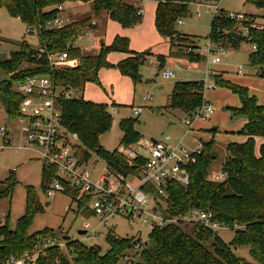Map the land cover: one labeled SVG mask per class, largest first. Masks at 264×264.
Masks as SVG:
<instances>
[{
  "label": "trees",
  "instance_id": "16d2710c",
  "mask_svg": "<svg viewBox=\"0 0 264 264\" xmlns=\"http://www.w3.org/2000/svg\"><path fill=\"white\" fill-rule=\"evenodd\" d=\"M79 1L91 3L92 12L74 18L60 28L46 29L42 26L61 13L58 5ZM196 1L157 0L155 27L158 33L172 41L179 36L192 39L195 35L180 32L176 24L179 19L192 15L191 4ZM246 3L264 10V0H246ZM2 7L10 15L20 18L27 29H36L40 48L44 49V53L40 54L39 49L34 50L27 41H23L8 59L0 60L1 69L10 74L9 79L0 82V109L2 106L7 118L15 122L19 115V104L23 97L15 90L16 81L37 74L49 76L56 84L74 88L81 93L80 98L62 100V123L67 131L79 136V143L75 148L81 161L88 162L92 153H96L106 160L109 168L126 174L135 172L119 148L109 151L99 143L100 135L113 127L114 119L108 111V104L86 100L82 91L88 82L101 84L99 71L105 67H116L134 79L139 78V68L150 53L132 50L129 37L120 34L114 37L110 45H101L100 50L95 53L84 51L75 42L82 32L95 27L92 20L104 12L124 28L139 24L142 14L138 12V5L130 0H0V8ZM255 17L246 14L241 23L249 28V34L241 35V40L237 41L227 33L236 31L239 22L230 19L226 11L221 9L219 14L212 17L210 32L206 38L235 48L239 47L242 40L255 44L256 50L250 53L249 62L259 68L263 67L259 75L264 76V23L255 24ZM262 17L264 18V14ZM176 49L172 50L171 56L191 62L205 58V55L187 53L184 48ZM64 51L68 52L69 57L78 58L79 65L51 66L47 53ZM110 51H120L128 56L118 64H111L107 59ZM157 60L160 69L166 66V55L158 54ZM24 63H28L27 67L23 66ZM213 76L217 85L227 86L239 93L242 105L231 111L235 116L246 118L241 132L247 139L227 144V157L222 169L226 176L220 181L209 178V167L216 159L215 142L203 140L204 146L197 161L187 167L190 173L189 183L183 185L175 180L169 181L166 195L161 196L162 209L169 216L187 214L195 208L210 211L213 220L235 229L232 242H224L215 229L205 227L200 221L188 225L168 224L164 228L157 227L150 231L145 243H142L140 234L131 238L119 237L110 229L107 234L109 248L106 251L99 245H88L61 234L66 240L65 250L58 246L50 247L46 255L38 257L35 264H115L127 255L130 257L129 264H264V105L247 89L223 78V74ZM204 103L202 82L179 81L170 94L166 107L179 108L190 116ZM136 122L137 119L133 117L120 120L122 146H131L142 139V134L136 129ZM257 137L262 138L258 151ZM52 175H56L55 170L44 164L43 189L45 180ZM18 183L15 170H10L9 175L0 181V198L12 196ZM26 189L25 211L18 217L15 225L10 223V214L6 215L5 221L0 219V264H4L11 255H19L31 249L46 237L60 235L54 229L29 232L34 216L43 207L35 188L28 185ZM68 194L75 201L73 198L77 197L78 192ZM78 203L80 207L86 206L84 199ZM138 235L139 240L133 243ZM139 242L141 246L136 247ZM233 246H248L253 260L249 261L235 254ZM131 254L134 257L138 255V259L132 258Z\"/></svg>",
  "mask_w": 264,
  "mask_h": 264
},
{
  "label": "rangeland",
  "instance_id": "374dc122",
  "mask_svg": "<svg viewBox=\"0 0 264 264\" xmlns=\"http://www.w3.org/2000/svg\"><path fill=\"white\" fill-rule=\"evenodd\" d=\"M130 1L139 5L137 0ZM216 1L218 0H210L209 2ZM219 4L226 12L251 14L253 17L256 16L254 18L255 23H264L263 9L246 3V0H219ZM140 6L143 7L144 12L139 24L125 30L116 20L108 17H102L100 20L99 18L106 14L104 12L101 16L94 18L97 23L93 29L87 30L89 35H81L82 37L76 41V44L80 45L84 51L95 53L100 44L99 37H103V32L106 33L105 44L107 45H110L114 37L121 33L120 35L129 37L131 49L141 53H150L145 63L140 66L139 78L137 79L111 66L99 71L101 84L88 82L85 85L82 91L85 98L103 100L107 98L109 91H113L112 98L116 103L123 105L120 112L113 116L112 129L100 135L99 143L109 151L116 148L120 149L123 134L119 123L122 118L127 117L137 119L136 129L142 134L143 140L170 134L173 138L172 143L181 142L183 147L196 149L202 139L204 141L212 139L215 142L216 159L209 167V178L215 181L223 180L221 173L226 160L227 144L231 141L242 142L245 140L246 136L241 132L244 128L245 117L235 116L231 111L232 108L242 105L239 93L227 86L217 85L208 76V71L215 73L213 75L223 73V78L236 86L247 89L256 96L258 102L264 103V76L259 75V67L251 65L249 62L252 43L242 40L238 48L231 45L227 46L226 53L220 55L221 61L214 63L212 58L219 54L202 51L200 48L210 32L211 20L215 13L213 7L192 3V15L188 18H182L183 23L179 25L177 22L176 25L180 32L195 36L192 39L179 36L172 41L156 30V0H147L143 4L140 3ZM64 8L65 10L60 15L66 22L92 12V5L89 2H66ZM197 11L199 14L196 13ZM98 19L100 20L99 23ZM237 26H240L239 23ZM90 40L93 42L90 43ZM168 40L170 48L167 45ZM23 41H27L34 50L40 49L37 34L29 32L27 25L20 18L10 15L5 7L0 8V60L8 59L13 51L19 49V45ZM177 47L184 48L187 53L205 55V58L202 61L191 62L187 59L171 56L170 54L176 51ZM150 48L154 50L152 51ZM157 52L167 56V67L176 72L174 78H162L157 60L160 53ZM124 56L123 52L110 51L107 54V59L111 64H118ZM27 64L24 63L23 66L27 67ZM180 65L182 68L179 67ZM188 65L191 66V69H186ZM239 67H243L244 73H239ZM9 78L10 74L0 67V82ZM179 81L202 82L205 104H211L214 109L206 119L196 117L192 125L193 129L188 131L182 121L183 118L188 117L187 114L179 108L167 110L165 107L170 94ZM139 105H145V109L137 116L132 112V107ZM4 124L11 127L13 131L7 135L0 131V181L9 175L10 170H15L19 183L12 196L0 198V219L2 222L5 221L6 215L10 214V223L12 226L15 225L18 217L25 211L26 187L31 185L38 194L43 210L34 216L33 223L29 228L30 233L54 229L56 233L66 234L70 239H78L88 245H99L103 251L109 248L107 234L110 229L119 237L131 238L140 234L142 243L148 241L150 229L147 226H142L141 223L137 224L120 217L102 222L88 205L80 207V204L76 202L77 198H73L75 200L73 201L69 195L63 192L47 196L43 189L44 163L39 158V153L32 148L23 146L25 141L20 136L18 124L7 118L1 106L0 127ZM260 140V138L256 139L257 151ZM89 166L94 172V177H98L106 171L108 163L104 158L92 153ZM47 202L50 203L47 205ZM79 230H88L98 236L91 240L86 235L80 234ZM218 235L224 242L230 244L235 236V229L229 226H221ZM249 249L248 246H233L235 254L252 261L253 258ZM131 256L134 259L139 257L138 255L134 257V254Z\"/></svg>",
  "mask_w": 264,
  "mask_h": 264
},
{
  "label": "built area",
  "instance_id": "2783aa9c",
  "mask_svg": "<svg viewBox=\"0 0 264 264\" xmlns=\"http://www.w3.org/2000/svg\"><path fill=\"white\" fill-rule=\"evenodd\" d=\"M137 1L143 4L147 0ZM209 1L197 0L194 3L213 7L214 15L219 14L222 9L219 0ZM58 10L63 12L64 4L58 5ZM138 12L139 14L144 12L140 5H138ZM196 13L199 14L198 11ZM226 13L230 19L239 23L246 18V14L242 12ZM66 23L59 13L57 17L48 20L42 26L46 29L60 28ZM96 23L97 20L93 19L92 24ZM182 23L183 20L179 19L178 24ZM28 30L37 32L30 27ZM87 30L90 28L82 32L78 39L88 34ZM236 31L241 35L249 34V28L242 23L237 26ZM92 42L90 40V43ZM226 47L227 45L217 43L210 38H205L200 45L202 51L219 54L212 58L214 63L221 61L220 55L226 53ZM39 50L40 54L44 53L43 48ZM252 50H256L255 44H252ZM47 55L53 67H76L80 63L78 58L69 57L67 51L51 52ZM179 67L182 68V65ZM186 69H191V66L188 65ZM238 71L244 73L243 67H239ZM160 74L164 79H171L175 77L176 72L164 66L160 69ZM213 74L215 73L208 71V76L215 82ZM14 87L23 97L19 104V115L15 121L19 126L20 136L25 141L23 146L36 150L43 163L56 172V175L45 180L44 192L47 196L57 192L67 195L69 192H78L76 202L86 200V205L102 222L120 217L137 224L141 223L150 231L157 227L164 228L168 224L188 225L195 221H200L205 227L215 230H219L222 226L218 221L213 220V214L210 211L195 208L187 214L169 216L162 209L161 196L166 195L169 181L175 180L183 185L189 183L190 173L187 167L197 161L198 154L204 146L203 139L196 149L183 147L181 142L172 143V137L169 134L155 139H141L131 146H122L119 149L121 154L129 160L130 167H133L135 172L130 171L126 174L108 166L104 173L94 177L89 161H81L77 154L75 147L79 143V136L67 131L62 123V100L80 98L81 93L74 88L56 84L49 76L38 74L16 81ZM108 111L114 116L120 112V109L111 103L108 104ZM143 111V106L132 108V112L137 116ZM213 111L211 104L204 103L192 116L185 119L187 131L192 129L196 117L206 119ZM0 131L7 135L8 126L4 124L0 127ZM221 175L225 178L226 172L222 170ZM84 235L91 240L98 236L88 230ZM53 246L65 250L66 240L61 235L46 237L31 249L19 255H11L4 264H35L38 257L42 254L46 255L47 249ZM140 246L141 242L136 245V247ZM129 258V255L124 256L115 264H129Z\"/></svg>",
  "mask_w": 264,
  "mask_h": 264
},
{
  "label": "crops",
  "instance_id": "0c3cea01",
  "mask_svg": "<svg viewBox=\"0 0 264 264\" xmlns=\"http://www.w3.org/2000/svg\"><path fill=\"white\" fill-rule=\"evenodd\" d=\"M140 5V4H139ZM142 7V6H141ZM156 7H157V0H156ZM143 8V7H142ZM155 12H156V8H155ZM264 14V10H263V12H262V15ZM102 17L104 18V17H108V18H110L109 17V14H104V15H102L99 19L101 20L102 19ZM98 19V23L100 22V20ZM123 29H127V28H124V27H122ZM97 30H98V27H97ZM104 34H103V37H99V39H100V44H99V47H98V50H97V52L100 50V46H101V40L102 39H104V42L106 43V33L105 32H103ZM118 34H121V33H118ZM117 34V35H118ZM126 36V35H125ZM168 39H170V38H168ZM167 45H169V48H170V42H169V40H168V42H167ZM151 49V48H150ZM133 50V49H132ZM152 51L154 50L153 48L151 49ZM159 51V50H158ZM171 51V50H170ZM169 51V52H170ZM157 53H160L161 54V52H157ZM125 54V56H124V58L125 57H127L128 56V54L127 53H124ZM249 56H250V54H249ZM123 58V59H124ZM184 59V58H183ZM166 63H167V61H166ZM166 65V64H165ZM167 66V65H166ZM158 67H159V63H158ZM159 71H160V68H159ZM221 74H223V73H221ZM224 77V76H223ZM250 94H252V93H250ZM82 95H83V97H84V93H82ZM110 95V96H109ZM252 95H254V94H252ZM113 97V91H109V93H107V98H104L103 100H97V99H94V98H85L84 97V99H86V100H91V101H94V102H101V103H106V104H111V103H114L115 105H117V107L121 110L122 109V107H123V105H121V104H118V103H116V101L112 98ZM169 99V98H168ZM260 101V100H259ZM261 102V101H260ZM259 102V103H260ZM168 103V102H167ZM260 104H263L264 105V103L263 102H261ZM139 106H143V107H145V105H139ZM134 107H138V106H134ZM166 107V106H165ZM133 108V107H132ZM145 109V108H144ZM171 109H173V108H171ZM167 110H169V108H167ZM174 110H177V109H174ZM181 110V109H180ZM188 116V115H187ZM182 121L184 122V124H185V126L187 127V125H186V123H185V118H183L182 119ZM245 123H246V118H245ZM193 124H194V121H193ZM245 125V124H244ZM9 128V127H8ZM192 129H193V127H192ZM215 129H217V128H215ZM13 131V129L11 128V132ZM10 132V133H11ZM170 135V134H169ZM163 135H161L160 137H162ZM247 137V136H246ZM245 137V140L247 139ZM154 137H152V139H153ZM156 138H159V137H156ZM257 138H260V137H257ZM155 139V138H154ZM173 139V138H172ZM261 140H262V138H260ZM212 140V139H211ZM244 140V141H245ZM261 140H260V143H261ZM206 141H210L209 139L208 140H206ZM231 142H236V141H231ZM243 142V141H242ZM230 143V142H229ZM228 143V144H229ZM260 145V144H259ZM226 157H227V155H226ZM226 159V158H225ZM50 203V202H49Z\"/></svg>",
  "mask_w": 264,
  "mask_h": 264
},
{
  "label": "water",
  "instance_id": "95a60500",
  "mask_svg": "<svg viewBox=\"0 0 264 264\" xmlns=\"http://www.w3.org/2000/svg\"><path fill=\"white\" fill-rule=\"evenodd\" d=\"M227 35L230 36V37H232V38H234V39H236L237 41H240L241 40V33L237 32V31H234V30L229 31L227 33ZM103 44H105L104 39L101 40V45H103ZM262 68L263 67H261L260 69H262ZM10 132H11V127L8 128V133H10ZM48 204H49V202H47V205ZM86 232H87V230H79V233L82 234V235L85 234ZM218 232H219V230H216V233H218ZM139 238H140V235H138L135 238V240H134L133 243H136L139 240Z\"/></svg>",
  "mask_w": 264,
  "mask_h": 264
}]
</instances>
